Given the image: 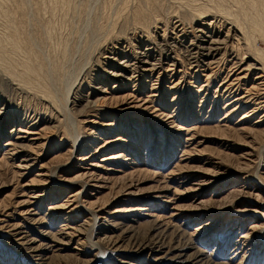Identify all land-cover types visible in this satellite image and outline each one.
Wrapping results in <instances>:
<instances>
[{"label":"rangeland","instance_id":"374dc122","mask_svg":"<svg viewBox=\"0 0 264 264\" xmlns=\"http://www.w3.org/2000/svg\"><path fill=\"white\" fill-rule=\"evenodd\" d=\"M62 1L9 0L7 9L16 18L19 40L21 44L25 42L22 44L25 50L30 48L32 37L31 46L39 55L47 57V62L59 61L62 46L69 51L65 60L66 64L69 62L67 70L75 71V82L83 81L77 100L72 98L79 111L77 118L84 119V123L75 125L79 139L76 138L75 148L87 158L106 141L124 140L131 143L132 149L138 148L139 154L134 153L135 166L129 165L127 169L131 172L141 169L131 178L138 197L129 198L124 192L117 194L123 184L131 180L128 177L113 191L88 194L64 211L52 209L67 203L71 194L79 189L68 187L71 189L59 192L56 191L61 189L56 186L57 178L53 185L48 172L46 181L39 182L38 177L40 165L47 163L50 170L52 165L64 163L71 156V148L75 146L69 136L72 135L71 123L60 120V114L55 115L51 106L46 107L16 82L0 75L1 80L9 83L0 84V264L41 263V259L37 260L39 257L17 244L11 230L17 224L34 230L25 215H21L31 208V205L18 204L23 193L35 196L36 200L31 201L40 205L45 218L42 227L50 225L55 233H64L62 238L67 247L63 246L54 255L50 253L47 264H159L155 255L141 250L158 233L153 225L157 217L182 245L190 237H198L192 239V243L205 248L206 258L210 259L214 253L213 262L217 264H264V91L263 96L252 95V99L259 98L258 102L253 101L256 106L248 104L251 97L238 105H230L232 101L222 89L227 78L230 81L239 73L236 69L229 71L230 57L236 55L231 48L242 45L250 52H241L240 58L253 60L256 51L264 52V39L257 36L248 48L235 20L220 15L212 1L196 0V5L203 9H213L210 16H206L209 29L221 40L226 39L227 44L219 43L217 50L220 51L214 56L205 57L195 49V58L189 59L190 54L175 40L196 35L204 28V22L184 0H69L68 7L52 12L55 4L60 5ZM231 7L237 10L236 5ZM137 10L150 13L148 33L140 32L139 24L133 21ZM237 16L240 18L239 12ZM49 32H54L51 38H48ZM58 41L62 42L60 46L55 43ZM146 52L151 64H155L154 60H164L159 67L162 71L153 73L150 66L142 69L146 73L141 68L139 71L138 54ZM120 58L129 59L131 65L119 68L116 65ZM168 58L177 63L175 70L168 66ZM204 60L211 63L209 68L213 67L211 75V70L203 71ZM114 71L122 73L117 80L110 76ZM226 75L229 76L225 78ZM244 88L241 96L245 95ZM103 94L110 101L104 102ZM136 101H140V105ZM26 114L37 124L31 126ZM30 126L36 130L47 126L50 139L43 149H33L35 154L40 150L43 154L39 165L18 175L16 168L20 161L16 158L23 159L25 154L8 156L3 150L13 127L26 131ZM27 135L20 134L28 138L23 141L32 137ZM103 155L88 159L84 166L97 158L99 161ZM71 166L70 173L57 175L61 179L72 178L78 170H74L77 165ZM174 172L176 174L172 175ZM82 206H93V210L96 207L100 210L96 212L98 217L107 222L104 219L95 222L89 215L91 212L84 211ZM136 220L138 223L134 224ZM67 228L83 232L78 235ZM170 236L167 240L172 238ZM74 247L78 250L75 253L80 254L76 255L78 260L70 252ZM232 250L236 252L233 254Z\"/></svg>","mask_w":264,"mask_h":264},{"label":"bare ground","instance_id":"6f19581e","mask_svg":"<svg viewBox=\"0 0 264 264\" xmlns=\"http://www.w3.org/2000/svg\"><path fill=\"white\" fill-rule=\"evenodd\" d=\"M54 1H57V0H54ZM184 1L187 2L186 5H189L191 8L195 9V11L198 14L197 18L202 19L201 21L204 22V28L199 30L197 32V34L193 35L192 37L191 36L188 38L178 37V39L175 40L176 44L181 45V48L185 50V53L190 54L189 59L195 58V55H194V54H196L195 49L197 51L202 52L205 57H207L208 55L214 56L215 54H217L220 51V50H217V45L219 43L220 44L221 43L227 44V42H226V39L223 38V40H221V38L215 36L214 32L213 31L211 32V30L209 29L210 25L207 23L208 21H206V20H209V19H207V17L210 16V14L212 12L211 10H213V9H207V7H205V9H203L204 7H200V6L196 5V0H184ZM211 1L214 3L213 6L216 7V9L218 10L220 15L228 16L229 18L231 17V19L235 20V24H237L238 31L239 32L241 31L245 35V38H246L245 41L248 44V48H249L250 41L254 40V38L256 39L257 36L264 39V0H210V2ZM68 2H69V0L67 2H66V0H63L60 3V5L58 3H56L55 7H53V9L51 11L55 12L60 8L62 9V8H65L66 6L68 7V5L70 4L71 1L69 2V4H68ZM8 3H9V0H0V75L4 76V78H6V79L8 78V80H10V82H16V84L18 86L22 87V89L27 90V93H31L30 95L33 94L36 97V99L40 100L41 103L44 104L46 107H47V104H48V106H51L53 109L51 108L52 110L51 109L50 110L53 111L55 115L57 113L60 114V120L62 119V121H67V122L71 123V126H72V128H71L72 129V135L69 134V136H71L70 138L72 140H74V141H71V143L75 146H74V148H73V146L71 148L72 149L71 150V156L69 157V159L64 163L56 164L55 166L52 165V167H51L52 169H50V170L49 169L47 170V163L45 165L42 164V165H40V169H39V173H38V177L40 178L39 182H44L48 179L47 178V172L49 173V175H48L49 178H51V180L54 182L53 185L55 184V181L57 178L56 186H58V188H61V189H57L56 191L62 192L64 189H67L68 187H75V186L79 187V189L76 192H73V194H71V196L69 197V200L66 201L67 203L63 204L62 206L52 208V209L64 211V210L72 207V205L74 203L76 204V202H78L80 200L82 201L84 196L87 197L88 194H90V196H93V195H91V194H93V192L100 194L101 192H103L107 189L110 191L112 189V191H113V188L116 185H119V183H122V181H123L122 179H128V177H130V179H131L132 177H134V175L137 174L141 169L138 170L139 168H137L132 172L127 171V169H129V165L135 166L136 157H135L134 153L138 152V154H139V150H138V148L132 149L131 143L128 141H126V142H124V140L121 142L120 141H106V142H103L104 146L103 147H97L95 152L92 153V155L90 157V158H92L96 155L104 154L99 159V161H96L98 159L96 157L97 158L96 160H94L92 163L90 162L84 166L85 161H88V159H90V158L85 157V155H83L82 152H80L79 148H75V147H77V140H76L77 130L75 128L76 127L75 125H77L79 123H84V119L80 120L79 117L77 118L76 113L79 111H78L77 107H75L76 106L75 101H72V98H74V100H77L76 99L77 98V92L82 88L83 81L79 82V83H77V81L75 82V77L73 75V74H75V71H68L67 70L66 65H68L69 62L66 64L65 60H67V56L69 54L68 53L69 51L67 52L65 45L62 46L63 48L62 47L60 48L61 50L59 51V59H58L59 61L56 60L57 62H55V63H50L51 61L49 62V60L47 62V57H45L43 55H39V53L33 49V47L31 46V45H33V44H31L32 43V39H31L32 37L29 40V42H30L29 47L30 48L28 50H25V48H23L24 45L22 46V44L25 42H23L21 44V41L19 40L20 29H19L18 24H16V22H15L16 18L14 17L13 13H11V11L8 10L9 9L7 7L9 5ZM230 4L236 5L237 10L236 11L233 10ZM237 12H239L240 18L237 16ZM149 14L147 15L146 12L143 13L142 10L141 11L137 10L135 17L133 16L134 18H136L133 21L136 20L137 25L139 24L138 29L141 30L140 32H145V33L149 32V28H150V26H149L150 25ZM133 15H134V13H133ZM204 15H205V17H204ZM122 26H123V24H122ZM47 31H48V28H47ZM49 33L50 34H49L48 38H51L52 34L54 32L53 33L49 32ZM58 34H60V33H58ZM124 34L125 33H123V35ZM47 35H48V32H47ZM60 37H59V39H60ZM49 40H52V39H49ZM230 40H232V39H230ZM60 41L55 42V43H57V45H58L60 43ZM65 41L70 46V43H68L67 40H65ZM65 41H64V43L66 44ZM60 44H59V46H60ZM251 44H253V43H251ZM37 46H35V47L37 48ZM230 46L232 47V44ZM245 47H246V45H245ZM58 48L59 47H57V49ZM67 48H69V47H67ZM250 49H252V48H250ZM231 50L236 55H234V56L231 55L232 57H230L229 71L236 69V72H239V73L237 75H235L234 78H232L230 81H229L230 78L228 79L227 77L229 75H231L232 73L231 74L228 73L229 75H226L225 78H227L226 79L227 81L223 82L224 83L223 86L226 84V86H224V88H222V89H224L223 94L229 95L230 101H232L230 103V105L231 104L232 105H234V104L238 105L240 103H243V100H246V99L251 97L250 98L251 101L248 102V104L252 103L251 105L254 106L255 105L254 103L258 102L257 100L259 98H256V100H255L254 99L255 97H253V99H254L253 100L252 95L253 96L256 95V97L259 95L263 96V91H264V52L261 53V52L256 51L257 56L255 59L252 60L249 57H245V56H244V58L243 57L240 58L241 56H243V54H247L248 52H250L249 49L246 50L245 48H243L242 45L238 44L237 47L234 46L231 48ZM38 51H40V50L38 49ZM138 52H140V51H138ZM241 52H243V54ZM188 57H189V55H188ZM137 59H138V61L136 64H137L139 71L141 68V71L146 73L147 71H144L142 69H144V68L148 69L149 66L152 67L151 71L153 73L154 72L157 73L158 71L159 72L162 71L161 69H159V67L162 65V62H164V60L162 61V59L154 60L155 64L154 63L151 64L150 63L151 59H150V56L147 55V52H146V54L145 53L138 54ZM209 60L208 61L204 60V63L202 66L205 68V69H203L204 72L211 70V72L209 74V75H211L213 73L212 72L213 67H212V69L209 68L211 66V63L209 62ZM64 61H65V63H64ZM167 61H169L168 66L174 67V70H175V66H177V63L173 59H170V58H168ZM250 62H253V63H250ZM189 64H190V62H189ZM130 65H131V61H129V59L126 60L124 58H120L118 60L116 66H120L119 68H121V69H126V67H129ZM216 66H217V64H216ZM171 69H173V68H171ZM70 70H71V68H70ZM166 71L169 72L168 68ZM161 73H159V75H161ZM170 73H172V72H170ZM110 74H111L110 76L112 78L117 80V79H119V77L121 76L122 73H118V72L114 71V72H110ZM188 74H190V73H188ZM151 76H152V74H151ZM231 76H233V75H231ZM208 77L209 76H206L207 79H209ZM4 81L5 80L0 79V84H2V82H4ZM3 84L9 85L7 80ZM221 86L222 85H220V87ZM206 87H207V84H204L203 88H206ZM242 87H245L244 88V90H245L244 96H241L242 95L241 92H243ZM15 88H17V87H15ZM76 89H78V90L76 91ZM25 90H23V91H25ZM5 91H7V89ZM102 93H104V92H102ZM247 93H251V96L247 95ZM105 94H103V95H105ZM102 99L104 100V102L105 101L107 102L110 98L107 95H105L102 97ZM23 100H24V98H23ZM253 101H254V103H253ZM136 103H138V105H140V101H136ZM257 104H259V103H257ZM44 105H42V106H44ZM262 105H264V102ZM225 108H228V107L225 106ZM80 112H81V110H80ZM29 113H28V115H29ZM61 113H62V115H61ZM15 115L19 116V114H17V113ZM28 115L26 114V118L28 119V122L30 124L32 123L31 126H33V124H37V122H35L33 120V118L27 117ZM56 118H57V116H56ZM27 119H25L26 122H27ZM50 121H51V119H50ZM22 124H20V126ZM46 125H47V123H46ZM31 126L26 131H23V129L21 130L20 127H18V128L13 127V129L10 131L11 136H9L10 138L7 139V142L5 143V146H4L5 148L3 151H5V153L8 156H18L20 154L23 155L22 153L25 154L23 159H20V157L16 158L18 161H20V164L16 168V171H18L16 174L19 173V174L23 175L25 173V171H29L30 169H34L39 165V163H40L39 160L41 159V157H43V154L40 152L41 150L38 151L37 154H35L34 153L35 150L33 151V149H36L38 147H39V149L40 148L43 149L44 146L47 144V142L50 139L47 135L48 134L47 133V128H48L47 126L43 127L42 129H39V130L32 129ZM35 127H36V125H35ZM54 127H57V126L54 125ZM51 128H53V127H51ZM20 134H28L32 137L30 138V140H24L23 141L22 139H28V138H23V136H20ZM61 139H62V141H65L63 137ZM25 141H27V144L23 143ZM126 145H128V146L126 147ZM114 148H116V149H114ZM129 149L133 153L128 152V151H130ZM111 150H118V151H116L115 153H113V152L107 153ZM76 154H80V155H78V157H77ZM137 162H139V161H137ZM72 164L77 165V166H74V167H76V168H74V170H78V172L72 178L66 177L64 179H61L57 174H60V173L65 174L68 172L70 173L69 169L72 168V166H71ZM133 167H132V169H133ZM171 174L172 175L176 174V172L171 173ZM132 180L133 179L128 181V183L123 184L120 192H118L117 194H121L124 192L125 193L124 195L129 196V198L130 197L137 198L138 194L135 193V191H134L135 186H134ZM259 180L261 182L262 178L259 177ZM68 189H71V188H68ZM21 198H22L21 201L18 202L19 205H21L22 207H25L27 205H31V208H29L28 210H24L23 213L21 212V215H25L26 220L29 222V224H32L34 230H32V231H30L29 229L27 230L26 228H23L18 224H17V226H12L13 228H11V227L10 228L14 232V236H15L17 244L19 243L20 245H23L24 249L26 247V249L28 251H30L31 253H33L36 258L39 257V258H37V260L41 259L40 264H47V260H49L51 258V257H48V255L50 253H53V255H54V254H56L54 252L62 250L63 246L67 247V245L64 244L65 241L62 238V235L64 233L61 234V233H59L60 231L58 233L57 232L55 233L54 232L55 230L52 229L50 225H46V226L42 227V225L44 224L43 222H44L45 218L41 215L40 205L36 202L34 203L31 201V200H33V201L36 200L35 196H29L28 197L23 193ZM36 204H38L39 206L36 207L35 206ZM77 206H78V203H77ZM74 207H76V206L74 205ZM91 207H93V206H91ZM91 207L87 208L85 206H82L81 208L84 209V211H86V212H91V214H89L91 216V218L93 220H95V222L100 223L102 221L101 219H104L102 217H98V215L96 213L100 210H96V207H94V210H93V209H91ZM173 210H175V209H173ZM154 221L155 222H153V225H154V227L158 233L157 234L155 233L153 238L149 240V242L146 244V246H143V248L141 247V250L142 251L147 250L151 254L155 255L156 260L158 262H160L159 264H217V263L213 262L214 261V259H213L214 253L210 256V259H209V257L206 258L205 257V255H206L205 248L196 247L192 243V239H194L196 236L194 238L190 237V239H188V242H185L182 245V244H180L181 241L178 242L179 240L176 241L173 238V235H175V234L169 233V229H168L169 227L164 226L166 224L161 222L162 219H160V217H157V219H155ZM104 222L106 223L107 220L104 219ZM105 223H102V224L104 225ZM137 223H138L137 220L134 221V224H137ZM120 225H122V224L120 223ZM210 225L211 224H208L207 228L208 227L210 228L211 227ZM76 228L75 229H70V228L68 229L67 228V230L73 231V233L75 232L76 234L81 235L82 230L76 229ZM129 228L134 229L133 226H130ZM203 229H205V228H202V230ZM65 234H66V232H65ZM169 234H171V236ZM182 235H184V233H182ZM168 236H170V238L171 237L172 238L167 240ZM175 238L177 239V237H175ZM196 238H198V237H196ZM108 239L110 240V236ZM199 239H200V237H199ZM84 240H86V239H84ZM89 242H90V240H89ZM220 247L221 246H219L218 249ZM75 251H78L77 247H74L70 250V252H72L71 253L72 256H75L76 260H78L77 256H79L80 254L79 253L76 254ZM232 252L234 254L236 251L232 250ZM32 255H31V257H33ZM63 256H65V255H63Z\"/></svg>","mask_w":264,"mask_h":264}]
</instances>
